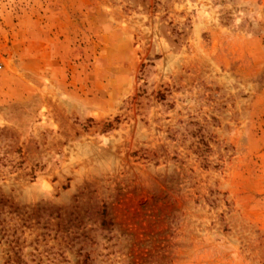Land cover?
Returning a JSON list of instances; mask_svg holds the SVG:
<instances>
[{
	"label": "rangeland",
	"instance_id": "obj_1",
	"mask_svg": "<svg viewBox=\"0 0 264 264\" xmlns=\"http://www.w3.org/2000/svg\"><path fill=\"white\" fill-rule=\"evenodd\" d=\"M0 65V264H264V0H0Z\"/></svg>",
	"mask_w": 264,
	"mask_h": 264
},
{
	"label": "trees",
	"instance_id": "obj_2",
	"mask_svg": "<svg viewBox=\"0 0 264 264\" xmlns=\"http://www.w3.org/2000/svg\"><path fill=\"white\" fill-rule=\"evenodd\" d=\"M9 261H10V259L7 262H9Z\"/></svg>",
	"mask_w": 264,
	"mask_h": 264
},
{
	"label": "built area",
	"instance_id": "obj_3",
	"mask_svg": "<svg viewBox=\"0 0 264 264\" xmlns=\"http://www.w3.org/2000/svg\"><path fill=\"white\" fill-rule=\"evenodd\" d=\"M0 68H1V65H0Z\"/></svg>",
	"mask_w": 264,
	"mask_h": 264
}]
</instances>
